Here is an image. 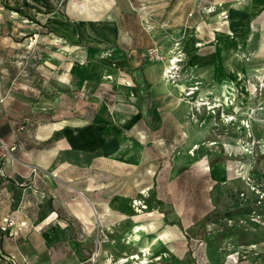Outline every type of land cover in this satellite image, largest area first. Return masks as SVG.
Here are the masks:
<instances>
[{"label": "crops", "instance_id": "crops-1", "mask_svg": "<svg viewBox=\"0 0 264 264\" xmlns=\"http://www.w3.org/2000/svg\"><path fill=\"white\" fill-rule=\"evenodd\" d=\"M53 1L57 0H0V264H12L10 258L14 264H90L87 244L93 237L94 219L89 202L101 184L94 178L102 177L108 168L100 166L112 162L122 172L132 171L152 151L144 148L145 154L130 138L114 139L112 134L145 135L141 121L151 134L152 120L158 119L159 127L165 129L169 121L182 124L188 111L181 105L177 112L168 103L171 93H182V87L162 80L167 61L140 67V56L122 47L128 43L123 34L124 11H112L98 22L100 15L70 20L53 9ZM174 1L165 11V25L171 27L172 35L163 40L180 37L176 25L196 26V31L181 39L185 61L193 68L192 78L208 88L202 94L216 92L219 96L225 84L235 80L238 51L244 44L247 50L257 23L264 22V0ZM147 2V12L157 15L158 8ZM4 5L22 10L34 21ZM68 7L76 12L75 0H69ZM9 19L13 26L7 25ZM22 21L31 26L26 24L21 30ZM9 28L17 35L8 37ZM27 31L39 36L48 32L54 38L52 43L59 45H51L55 50L67 47L76 53L81 48H110L114 67L129 72L130 82L121 79L129 85L115 90L107 85L89 89L97 87V77L83 78L73 63L65 66L58 53L44 54V65L29 68L24 54H10L12 49L29 47L26 39H16ZM46 56L50 58L44 59ZM111 62L103 60L102 68ZM70 72L74 78L66 77ZM2 143L13 148L10 155ZM115 151L118 159L110 158ZM76 190L84 197H77ZM161 236L168 238L165 233ZM166 255L163 252L159 257ZM130 256L108 258L103 251L97 253L96 264H117Z\"/></svg>", "mask_w": 264, "mask_h": 264}, {"label": "rangeland", "instance_id": "rangeland-1", "mask_svg": "<svg viewBox=\"0 0 264 264\" xmlns=\"http://www.w3.org/2000/svg\"><path fill=\"white\" fill-rule=\"evenodd\" d=\"M113 1L75 0L76 12H72L69 0H57L53 9L70 20L85 21L100 15L95 22L112 11H124L123 34L128 43L122 47L140 56V67L167 61L162 80L182 87V93H171L168 103L177 112L181 105L188 111L182 124L169 121L165 129L159 127L158 119L152 120L151 134L142 121L140 128L145 135L112 134L114 139L130 138L145 154L144 148L152 151L149 159L142 157L132 171L122 172L112 162L100 166L108 168L102 177L94 178L101 184L89 202L94 222L88 253L105 251L108 258L143 253L148 264H264V22L257 23L247 50L244 44L238 51L235 80L227 82L219 96L216 92L204 96L202 89L208 88L192 78L193 68L186 64L181 41L196 31V26L176 25L180 37L163 40L172 35L171 27L165 25V11L176 1L149 0L158 8L157 15L147 12L148 0ZM106 6L111 8L106 10ZM26 24L31 26L22 21L18 28L24 30ZM7 25L14 22L9 19ZM8 30V37L17 35ZM23 34L16 39H26L29 47L12 49L10 54H24L29 68L44 65V54L58 53L65 66L73 63L83 78L97 77V87L89 89L107 85L115 90L129 85V72L114 67L110 48H81L76 53L67 47L55 50L51 45H59L52 43L54 38L48 32ZM175 55L181 61L177 78L170 82L165 80V72ZM103 60L111 62L106 69L102 68ZM121 79L129 82L125 85ZM145 87L149 85L145 83ZM190 88L195 89L186 95ZM143 123L147 127L144 119ZM109 157L118 159L117 152ZM75 195L84 197L78 190ZM163 252L166 257H159Z\"/></svg>", "mask_w": 264, "mask_h": 264}, {"label": "built area", "instance_id": "built-area-1", "mask_svg": "<svg viewBox=\"0 0 264 264\" xmlns=\"http://www.w3.org/2000/svg\"><path fill=\"white\" fill-rule=\"evenodd\" d=\"M175 56L177 57L176 58V62H174L172 65H170L168 73H166V79L168 81H170V82H173L172 80L174 78H177V76H178V73H177V71H178V63H180V61H181V59H180V57L178 55H175ZM194 89L195 88L188 89V91L186 92V95H190L191 93H193ZM1 147L3 148L5 153H7L8 155H10V152L13 150V148H7L3 143L1 144ZM32 171H33L34 174L38 173V169L37 168H32ZM3 223L7 224V225H10V221H8V219H4ZM1 229L3 231H5L6 227H1ZM10 261L12 262V264H14L13 258H10ZM96 261H97V252L92 254L91 258L89 259L90 264H96ZM127 261H130V264H148L150 262L148 256H146L145 254L142 253L141 255H134V256H132V257H130L128 259L127 258L119 259L117 261V264H126Z\"/></svg>", "mask_w": 264, "mask_h": 264}, {"label": "trees", "instance_id": "trees-1", "mask_svg": "<svg viewBox=\"0 0 264 264\" xmlns=\"http://www.w3.org/2000/svg\"><path fill=\"white\" fill-rule=\"evenodd\" d=\"M4 8H5V9H8V10H11V11H14V12H17L18 14H20V15L26 17L27 19H29V20H31V21H34L33 18H31L30 16L26 15V14H25L22 10H20V9H13V8L8 7L7 5H4ZM157 204H160V202H157ZM167 224H168V225H176V223H174V222H168ZM177 225H178V224H177Z\"/></svg>", "mask_w": 264, "mask_h": 264}, {"label": "bare ground", "instance_id": "bare-ground-1", "mask_svg": "<svg viewBox=\"0 0 264 264\" xmlns=\"http://www.w3.org/2000/svg\"><path fill=\"white\" fill-rule=\"evenodd\" d=\"M172 59L170 60V62H169V65H172L174 62H176V58H175V56H173V57H171ZM168 70H169V68H168ZM168 70L165 72V73H168ZM165 80H167V79H165ZM168 81V80H167ZM146 255V254H145Z\"/></svg>", "mask_w": 264, "mask_h": 264}]
</instances>
